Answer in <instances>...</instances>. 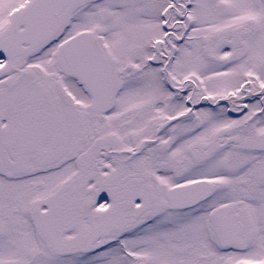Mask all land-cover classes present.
I'll return each mask as SVG.
<instances>
[{
    "label": "snow or ice",
    "instance_id": "6c2138e0",
    "mask_svg": "<svg viewBox=\"0 0 264 264\" xmlns=\"http://www.w3.org/2000/svg\"><path fill=\"white\" fill-rule=\"evenodd\" d=\"M0 264H264V0H0Z\"/></svg>",
    "mask_w": 264,
    "mask_h": 264
}]
</instances>
